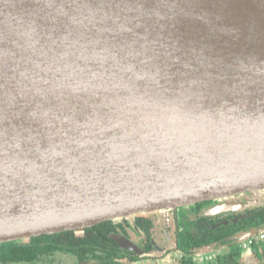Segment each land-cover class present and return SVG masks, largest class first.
<instances>
[{
    "label": "water",
    "instance_id": "water-1",
    "mask_svg": "<svg viewBox=\"0 0 264 264\" xmlns=\"http://www.w3.org/2000/svg\"><path fill=\"white\" fill-rule=\"evenodd\" d=\"M262 188L264 0H0V242Z\"/></svg>",
    "mask_w": 264,
    "mask_h": 264
},
{
    "label": "flooded vegetation",
    "instance_id": "flooded-vegetation-1",
    "mask_svg": "<svg viewBox=\"0 0 264 264\" xmlns=\"http://www.w3.org/2000/svg\"><path fill=\"white\" fill-rule=\"evenodd\" d=\"M236 198L245 204L244 207L211 212L225 199H208L176 208L139 212L132 219L115 220V230L108 233L111 245H101L98 257L89 254L81 258L77 254L61 251L46 255L43 259L23 261L1 255L0 264H107L112 259L111 264H181L183 259L194 264H248L244 256L247 248H251L257 260L253 264H264V223L217 241H202L201 244L185 247L186 238L201 239L204 228H208L207 232L212 231L231 222L236 223L264 208V188L248 190ZM85 228L68 230L80 236ZM115 235L129 239L134 248L121 245ZM171 251L178 252L169 257Z\"/></svg>",
    "mask_w": 264,
    "mask_h": 264
},
{
    "label": "trees",
    "instance_id": "trees-1",
    "mask_svg": "<svg viewBox=\"0 0 264 264\" xmlns=\"http://www.w3.org/2000/svg\"><path fill=\"white\" fill-rule=\"evenodd\" d=\"M128 218L106 220L92 227L85 228L84 234L77 236L73 230H65L56 233H45L35 235L28 239L9 240L0 243V256L4 255L14 260H35L43 259L46 255L54 252H71L79 257L100 256L101 245H111L108 233L115 230V220H125ZM264 223V208L248 217L242 218L236 223L231 222L227 225L217 227L215 230H202L201 239L186 238V246L201 244L202 241L220 240L240 230H245ZM116 244L114 248L116 251ZM192 247V246H191ZM47 257V256H46ZM107 264L113 263L110 261ZM194 264L188 259H183L181 264Z\"/></svg>",
    "mask_w": 264,
    "mask_h": 264
},
{
    "label": "rangeland",
    "instance_id": "rangeland-1",
    "mask_svg": "<svg viewBox=\"0 0 264 264\" xmlns=\"http://www.w3.org/2000/svg\"><path fill=\"white\" fill-rule=\"evenodd\" d=\"M178 252V251H177ZM177 252H169L168 256L169 257H172L174 256L175 254H177ZM244 256H245V259L247 260L248 264H253L254 261H257L256 259H254L253 257V253H252V250L251 248H247L244 250Z\"/></svg>",
    "mask_w": 264,
    "mask_h": 264
}]
</instances>
